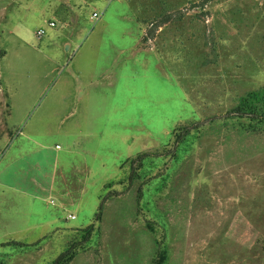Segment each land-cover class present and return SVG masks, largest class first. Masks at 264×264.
Masks as SVG:
<instances>
[{
  "label": "rangeland",
  "instance_id": "rangeland-1",
  "mask_svg": "<svg viewBox=\"0 0 264 264\" xmlns=\"http://www.w3.org/2000/svg\"><path fill=\"white\" fill-rule=\"evenodd\" d=\"M263 87L264 0H0V264H264Z\"/></svg>",
  "mask_w": 264,
  "mask_h": 264
},
{
  "label": "trees",
  "instance_id": "trees-1",
  "mask_svg": "<svg viewBox=\"0 0 264 264\" xmlns=\"http://www.w3.org/2000/svg\"><path fill=\"white\" fill-rule=\"evenodd\" d=\"M231 112L235 114L234 118L246 121V127L248 129L253 131L264 129V87L258 91L248 92L241 96ZM139 157L141 156H138L137 159H139ZM133 161L135 160L131 161L132 164ZM103 203L104 202H101V205L99 206V211L96 214V221H101L102 209L104 205ZM148 229L152 230V227L149 226ZM84 232L85 235L83 238L86 242L91 238L92 234L95 232V229L93 225H90L84 230ZM73 247V245H70V248L54 259L51 264H70V262H72L76 256L75 252L72 250ZM167 255L166 248L162 249L161 251H157L156 258L153 259L151 264H166Z\"/></svg>",
  "mask_w": 264,
  "mask_h": 264
},
{
  "label": "built area",
  "instance_id": "built-area-1",
  "mask_svg": "<svg viewBox=\"0 0 264 264\" xmlns=\"http://www.w3.org/2000/svg\"><path fill=\"white\" fill-rule=\"evenodd\" d=\"M98 18H99V14H98L96 11H94V12L91 14L90 19H91V20H97ZM53 26H54V24H53L52 22H50V23H49V27H53ZM43 34H44V31H43L42 29H38V30L36 31V33H35V35H36L37 38L42 37ZM71 218H73V217H71Z\"/></svg>",
  "mask_w": 264,
  "mask_h": 264
},
{
  "label": "crops",
  "instance_id": "crops-1",
  "mask_svg": "<svg viewBox=\"0 0 264 264\" xmlns=\"http://www.w3.org/2000/svg\"><path fill=\"white\" fill-rule=\"evenodd\" d=\"M81 229V228H80Z\"/></svg>",
  "mask_w": 264,
  "mask_h": 264
}]
</instances>
